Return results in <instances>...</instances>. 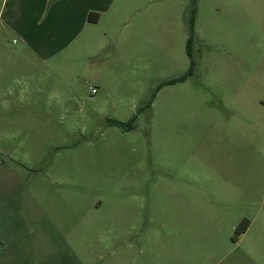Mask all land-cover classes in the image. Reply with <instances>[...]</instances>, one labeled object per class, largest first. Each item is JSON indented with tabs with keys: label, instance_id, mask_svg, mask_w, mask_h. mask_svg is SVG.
Instances as JSON below:
<instances>
[{
	"label": "rangeland",
	"instance_id": "374dc122",
	"mask_svg": "<svg viewBox=\"0 0 264 264\" xmlns=\"http://www.w3.org/2000/svg\"><path fill=\"white\" fill-rule=\"evenodd\" d=\"M8 4L0 264H109L127 247L155 264L173 246L184 264H264V0H114L94 56L52 69L23 62ZM191 22L194 73L168 82L190 67Z\"/></svg>",
	"mask_w": 264,
	"mask_h": 264
},
{
	"label": "crops",
	"instance_id": "0c3cea01",
	"mask_svg": "<svg viewBox=\"0 0 264 264\" xmlns=\"http://www.w3.org/2000/svg\"><path fill=\"white\" fill-rule=\"evenodd\" d=\"M113 2L114 0H10L9 3L8 0H2L0 14H3L9 3L4 20L5 28L21 42L15 49L23 62L27 61L29 66L43 63L46 69H52L57 65L52 61L72 64L84 52L89 53L86 56H94L92 46L97 40L96 26L102 16L110 11ZM109 33L105 30L103 35L107 36ZM183 236L189 242L193 237L190 233ZM123 255L126 259L116 260ZM193 255L190 250L173 246L170 250H157L155 264H184L181 261ZM112 256L113 261L109 264H140V258L147 255L143 249L136 251L127 247L121 254L114 250ZM142 262L141 264H152L147 259Z\"/></svg>",
	"mask_w": 264,
	"mask_h": 264
},
{
	"label": "trees",
	"instance_id": "16d2710c",
	"mask_svg": "<svg viewBox=\"0 0 264 264\" xmlns=\"http://www.w3.org/2000/svg\"><path fill=\"white\" fill-rule=\"evenodd\" d=\"M193 35H194V25H193V22H191L190 36L188 37V40H187V52H188V55L190 56V59H191L190 67L183 75H181L180 77H178L176 79H172V80H170L168 82H176V81L185 80V79H187L189 76H191L194 73L195 60H194V58L192 56V51H191L192 43H193ZM162 84H166V82H164ZM135 118H136V115L134 117H132V119L127 121V122H123V121H120V120H112V123L117 125V126H120V127L124 128V129L130 130V129L134 128L133 124H134ZM248 226H249V220H243L236 227L235 236L237 237L239 234H242L247 229Z\"/></svg>",
	"mask_w": 264,
	"mask_h": 264
},
{
	"label": "built area",
	"instance_id": "2783aa9c",
	"mask_svg": "<svg viewBox=\"0 0 264 264\" xmlns=\"http://www.w3.org/2000/svg\"><path fill=\"white\" fill-rule=\"evenodd\" d=\"M97 90H98V89H97L96 87L92 88V92H93V93L97 92Z\"/></svg>",
	"mask_w": 264,
	"mask_h": 264
}]
</instances>
